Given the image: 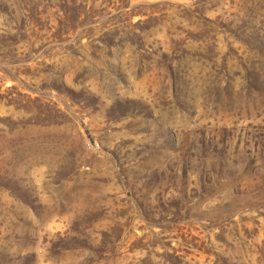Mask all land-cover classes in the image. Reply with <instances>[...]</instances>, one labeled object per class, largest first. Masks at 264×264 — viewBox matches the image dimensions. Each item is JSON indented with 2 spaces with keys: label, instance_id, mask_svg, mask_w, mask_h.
<instances>
[{
  "label": "rangeland",
  "instance_id": "374dc122",
  "mask_svg": "<svg viewBox=\"0 0 264 264\" xmlns=\"http://www.w3.org/2000/svg\"><path fill=\"white\" fill-rule=\"evenodd\" d=\"M0 264H264V0H0Z\"/></svg>",
  "mask_w": 264,
  "mask_h": 264
}]
</instances>
